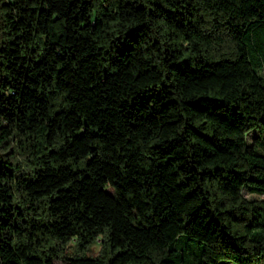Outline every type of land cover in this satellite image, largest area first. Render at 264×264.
<instances>
[{"label": "trees", "instance_id": "trees-1", "mask_svg": "<svg viewBox=\"0 0 264 264\" xmlns=\"http://www.w3.org/2000/svg\"><path fill=\"white\" fill-rule=\"evenodd\" d=\"M242 190L264 0H0V264H252Z\"/></svg>", "mask_w": 264, "mask_h": 264}, {"label": "rangeland", "instance_id": "rangeland-1", "mask_svg": "<svg viewBox=\"0 0 264 264\" xmlns=\"http://www.w3.org/2000/svg\"><path fill=\"white\" fill-rule=\"evenodd\" d=\"M256 131L255 130H251L249 132L246 133L245 135V139H246V143H250L252 138L256 135ZM242 194L248 198H253V199H262L264 198L263 196L260 195H255V194H251V193H247L244 190H242ZM72 244H73V240H70V242H68L67 244V249L70 251L72 249ZM98 252V240H96L93 244H91L89 246L88 249V253L91 255H95ZM226 264H232L230 262H225ZM55 264H61V262L59 260L55 261ZM252 264H264V257L261 258H257L253 261Z\"/></svg>", "mask_w": 264, "mask_h": 264}]
</instances>
